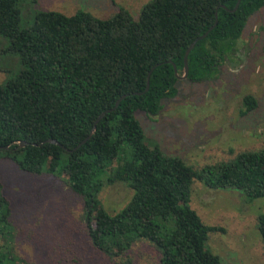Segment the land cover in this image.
Here are the masks:
<instances>
[{
	"label": "trees",
	"instance_id": "trees-1",
	"mask_svg": "<svg viewBox=\"0 0 264 264\" xmlns=\"http://www.w3.org/2000/svg\"><path fill=\"white\" fill-rule=\"evenodd\" d=\"M20 1L0 0L5 51L22 64L0 85V159L31 174L57 176L80 195L87 235L108 257H125L134 242L145 240L158 253V264H219L206 244L211 232L224 229L204 223L191 208L192 183L238 189L247 200L264 197V146L196 169L148 139L135 113L157 114L161 101L177 94L172 63L183 74L185 49L213 24L217 9L216 25L187 56V79H213L264 0H240L235 11L220 5L232 9L236 0H149L136 19L123 8L105 19L83 10L39 11L25 27ZM123 94L83 144L63 149L88 136L97 116ZM242 101L244 113L257 105L251 95ZM116 181L132 194L112 214L98 195ZM1 189L0 180V264H31L13 252L11 205ZM257 229L264 249V213Z\"/></svg>",
	"mask_w": 264,
	"mask_h": 264
},
{
	"label": "rangeland",
	"instance_id": "rangeland-1",
	"mask_svg": "<svg viewBox=\"0 0 264 264\" xmlns=\"http://www.w3.org/2000/svg\"><path fill=\"white\" fill-rule=\"evenodd\" d=\"M148 1L21 0L20 27L31 24L37 12L49 10L66 15L83 10L105 19L123 8L136 19ZM8 43L0 35V85L22 68L19 56L5 51ZM214 76L203 81L178 79L177 94L163 99L157 114L135 113L148 139L166 155L179 156L196 169L264 146V7L248 17ZM245 95L253 96L257 105L242 114ZM0 180L11 205L13 252L31 264H158V253L145 240L134 242L127 258H111L94 248L81 216L82 197L61 178L31 174L3 158ZM131 194L126 184L116 181L104 184L98 197L113 214ZM189 204L204 223L223 227V231L211 232L206 244L219 256V264H264L257 229L264 197L247 200L238 189L211 188L194 180Z\"/></svg>",
	"mask_w": 264,
	"mask_h": 264
},
{
	"label": "water",
	"instance_id": "water-1",
	"mask_svg": "<svg viewBox=\"0 0 264 264\" xmlns=\"http://www.w3.org/2000/svg\"><path fill=\"white\" fill-rule=\"evenodd\" d=\"M239 2H240V0H236V2H235V4H234V6H233L232 9H228V8H226L224 5H220V7L223 8V9H226L227 11H235V10L238 8V6H239ZM216 23H217V9H216L215 12H214V22H213V24H212V25H211V26H210V27H209V28H208L203 34L197 36V37H196V38H195V39H194V40H193V41L187 46V48L185 49L184 56H183V65H184V72H183V74H181V75L178 74V73H177V69H176L175 64L172 63V65H173V69H174V73H175L177 79H185V78H186V76H187V74H188V63H187V56H188V53H189L190 50L193 48V46H194V44L196 43V41H198V40L204 38V37L208 34V32H209V31H210V30L216 25ZM157 65H158V63H156L155 65H153L152 69H153L155 66H157ZM150 72H151V70H150V71L148 72V74H147V82H146V87H145L144 91H146V90L148 89V87H149V75H150ZM144 91H143V92H144ZM135 94H141V92H136ZM125 96H126V94L121 95V96L115 101V103H114V105H113L112 108L107 109V110L101 112V113L97 116V118H96V120H95V123H94V125H93V127H92V129H91V131H90V133H89V135L86 136V137H85L80 143H78L73 149H68V148H66V147H64V146H63V149H64L65 151L71 152V151L77 149L81 144H83V143H84V142L90 137V135L94 132L95 127H96V123H97V122H98V121L104 116L105 113L114 110V109L118 106L119 102H120ZM46 142H51V143H54V144H56V145H60V143H59L57 140L52 139V138H48V139L46 140ZM42 143H43V142H42ZM42 143H40V144H42ZM40 144H39V145H40ZM24 145H25V142H24V141H21V142L19 143V146H24ZM4 148L7 149L8 146H4Z\"/></svg>",
	"mask_w": 264,
	"mask_h": 264
},
{
	"label": "flooded vegetation",
	"instance_id": "flooded-vegetation-1",
	"mask_svg": "<svg viewBox=\"0 0 264 264\" xmlns=\"http://www.w3.org/2000/svg\"><path fill=\"white\" fill-rule=\"evenodd\" d=\"M225 59V58H224ZM224 59H223V61H224ZM244 97V96H243ZM243 99V98H242ZM243 110H244V106H243V101H242V110H240V113H242V114H246L247 112H243ZM249 112V111H248Z\"/></svg>",
	"mask_w": 264,
	"mask_h": 264
}]
</instances>
